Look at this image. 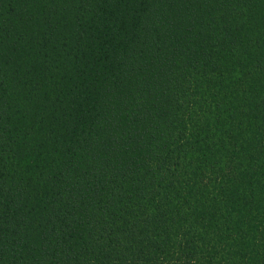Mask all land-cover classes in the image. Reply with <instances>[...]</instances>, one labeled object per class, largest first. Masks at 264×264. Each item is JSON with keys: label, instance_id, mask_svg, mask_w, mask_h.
I'll return each instance as SVG.
<instances>
[{"label": "trees", "instance_id": "16d2710c", "mask_svg": "<svg viewBox=\"0 0 264 264\" xmlns=\"http://www.w3.org/2000/svg\"><path fill=\"white\" fill-rule=\"evenodd\" d=\"M0 264H264V0H0Z\"/></svg>", "mask_w": 264, "mask_h": 264}]
</instances>
